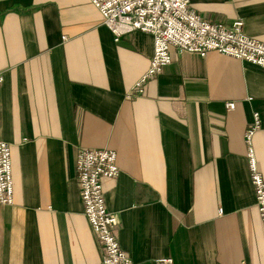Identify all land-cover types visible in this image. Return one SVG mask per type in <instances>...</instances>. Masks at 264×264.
Wrapping results in <instances>:
<instances>
[{
  "label": "crops",
  "instance_id": "0c3cea01",
  "mask_svg": "<svg viewBox=\"0 0 264 264\" xmlns=\"http://www.w3.org/2000/svg\"><path fill=\"white\" fill-rule=\"evenodd\" d=\"M189 7L225 26L241 19L264 44V0ZM152 54L145 32L115 42L88 0H0V131L13 187V205L0 206V264H101L79 196L81 149L116 154L104 201L133 264H264L244 140L259 114L252 146L264 180V68L170 48L143 95L127 97Z\"/></svg>",
  "mask_w": 264,
  "mask_h": 264
},
{
  "label": "built area",
  "instance_id": "2783aa9c",
  "mask_svg": "<svg viewBox=\"0 0 264 264\" xmlns=\"http://www.w3.org/2000/svg\"><path fill=\"white\" fill-rule=\"evenodd\" d=\"M98 11L101 23L108 28L117 42L132 31L148 33L153 38V54L146 72L127 94L141 97L148 80L161 73L172 61L170 48L177 54L192 53L204 57L209 52L249 62L264 68V44L243 32V20L230 26L201 18L189 5L191 0H88ZM67 39L63 37V41ZM3 77L0 75V85ZM235 108L234 102L226 104ZM244 140L250 183L254 190L256 208L264 225V180L252 147V138L260 126L259 114L254 113ZM76 178L83 215L102 247L101 264H133L118 242L119 219L107 210L104 201L105 180L119 175L116 154L109 149L78 151ZM13 205V187L10 163V146L1 138L0 131V206ZM158 264H172L170 259Z\"/></svg>",
  "mask_w": 264,
  "mask_h": 264
},
{
  "label": "rangeland",
  "instance_id": "374dc122",
  "mask_svg": "<svg viewBox=\"0 0 264 264\" xmlns=\"http://www.w3.org/2000/svg\"><path fill=\"white\" fill-rule=\"evenodd\" d=\"M260 127V126H259ZM245 145H246V143H245ZM253 147V146H252ZM246 149H247V146H246ZM246 160H247V158H246ZM247 166H248V164H247ZM248 171H249V169H248ZM249 180H250V177H249ZM252 186V185H251ZM253 188V187H252ZM254 191V190H253ZM255 196V195H254ZM81 199V198H80ZM256 202V201H255ZM257 209V208H256Z\"/></svg>",
  "mask_w": 264,
  "mask_h": 264
},
{
  "label": "bare ground",
  "instance_id": "6f19581e",
  "mask_svg": "<svg viewBox=\"0 0 264 264\" xmlns=\"http://www.w3.org/2000/svg\"><path fill=\"white\" fill-rule=\"evenodd\" d=\"M91 4V3H90ZM228 57V56H227Z\"/></svg>",
  "mask_w": 264,
  "mask_h": 264
}]
</instances>
